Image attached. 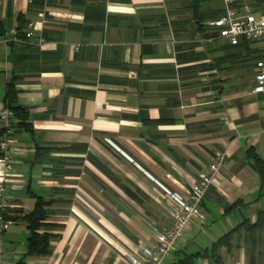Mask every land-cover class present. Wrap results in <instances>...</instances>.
Wrapping results in <instances>:
<instances>
[{"label": "crops", "instance_id": "0c3cea01", "mask_svg": "<svg viewBox=\"0 0 264 264\" xmlns=\"http://www.w3.org/2000/svg\"><path fill=\"white\" fill-rule=\"evenodd\" d=\"M223 12V0H0V110L14 79L32 122L17 129L10 208L24 215L42 196L40 231L54 235L51 253L29 255L28 223L13 220L0 264H134L140 243H157L153 225L173 222L162 185L186 195L218 151L206 217L162 264H264L258 48L211 29ZM21 23L34 35L19 38Z\"/></svg>", "mask_w": 264, "mask_h": 264}, {"label": "built area", "instance_id": "2783aa9c", "mask_svg": "<svg viewBox=\"0 0 264 264\" xmlns=\"http://www.w3.org/2000/svg\"><path fill=\"white\" fill-rule=\"evenodd\" d=\"M223 3L224 12L217 18L209 20L208 24L218 36L227 39L231 44H238L245 39L257 46L260 56L255 63L252 92L264 94V16L259 17L256 6L251 3H242L239 0H223ZM33 27L34 25L27 31V36L34 35ZM37 41L42 44L45 39L43 36H38ZM262 103L264 105V98ZM225 119L227 122L231 121L229 117ZM17 129L13 109L7 106L2 107L0 110V164L4 172L0 177V236L13 223L12 219L4 216L6 209L10 207L8 188L10 186L11 189H19L23 186V182L16 178L18 173L13 159L14 152L19 148ZM226 159V151L216 152L209 164V172L201 173L186 195L162 185L173 210V222L165 229L153 225L157 243L152 247L140 243L139 252L129 256L134 264H162L165 257L175 249L177 241L184 238L187 225L196 218L205 219L202 202L210 186L217 184ZM3 252L0 240V262L3 260Z\"/></svg>", "mask_w": 264, "mask_h": 264}, {"label": "trees", "instance_id": "16d2710c", "mask_svg": "<svg viewBox=\"0 0 264 264\" xmlns=\"http://www.w3.org/2000/svg\"><path fill=\"white\" fill-rule=\"evenodd\" d=\"M200 0H197V2ZM263 2L264 0H260ZM23 24L19 25L17 28L18 37L27 36V32L24 34L22 32ZM0 29H2L0 27ZM18 90L15 87V80L11 79L8 82L7 93L5 96V106L13 109L15 113V120L17 128L25 126L28 129H32V122L29 119V112L27 108L20 105L17 100ZM253 166L255 169L263 176L264 175V160L259 156L257 152L253 153ZM36 197V202L34 208L21 215L20 210H12L10 207L6 209L4 216L8 219L17 220L18 218H23L28 223L29 236L27 242V253L29 255H41L49 254L52 251V239L54 235L48 232H41V228L46 224L45 220L47 217V201L40 195H34ZM257 226H264V209L259 210L258 219L256 222ZM189 260L183 261L181 264H187Z\"/></svg>", "mask_w": 264, "mask_h": 264}, {"label": "rangeland", "instance_id": "374dc122", "mask_svg": "<svg viewBox=\"0 0 264 264\" xmlns=\"http://www.w3.org/2000/svg\"><path fill=\"white\" fill-rule=\"evenodd\" d=\"M256 13H257V15H259V16L261 15L262 16L261 13H264V8H262L261 10L256 11ZM245 41H247V40H245ZM247 42H249V41H247ZM251 52L249 51V54H250V56L252 58L250 57L249 59H255L256 60L260 56L258 49H251Z\"/></svg>", "mask_w": 264, "mask_h": 264}]
</instances>
